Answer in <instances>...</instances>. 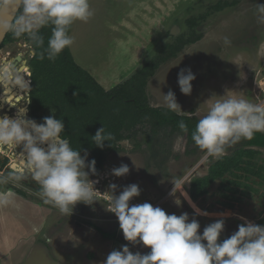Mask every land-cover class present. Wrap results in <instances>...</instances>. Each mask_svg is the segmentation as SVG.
<instances>
[{
  "label": "rangeland",
  "instance_id": "rangeland-1",
  "mask_svg": "<svg viewBox=\"0 0 264 264\" xmlns=\"http://www.w3.org/2000/svg\"><path fill=\"white\" fill-rule=\"evenodd\" d=\"M89 2L94 15L88 22L76 21L70 27L69 35L75 42L69 52L76 65L92 76L105 92L121 85L149 60L156 58L165 44L200 35L198 42L187 45L147 80L145 94L149 107L168 109L162 94L166 95L169 90L181 107L182 112L175 113L198 120L227 92L253 103L264 101V22L256 11V4H264V0H238L225 7L222 5L232 0ZM190 19L195 21L193 26L188 23ZM174 26L179 32L171 35ZM224 37L229 38L230 44L224 43ZM33 53L31 43L23 39L0 44L1 57L24 56V62L28 64ZM182 69H191L196 77L190 95L182 94L178 85V74ZM31 72L28 69L26 78L32 90ZM110 108L113 112L121 110L119 104ZM52 115L51 110L38 111L34 117L24 119L36 121L37 118L42 123L44 117ZM119 145L118 150L105 154L104 164L95 174L86 168L89 180H95L94 189L99 193L91 205L77 203L70 217L43 202L37 194L39 185L31 176L26 178L27 185L19 181L0 185L3 191L10 189L27 201L39 200L47 209L41 211L42 217L47 215L51 219L42 231L41 239L37 240L48 254L38 242L34 246L29 244L24 246V256L27 255L23 264H103L113 250H122V246H128L133 254L150 252L140 243L126 241L117 217L107 210L110 196L106 193L110 184L117 185L116 196L126 186L138 185L140 195L129 202L130 206L147 202L169 215L187 213L190 220L195 217L199 222L201 235L207 225L220 218V214H227L220 239L230 237L245 221L257 225L264 214V148L258 149L252 166L256 173L247 176L243 171H236L235 176L225 178L228 181L213 183L207 195L195 202L198 209L209 215L196 216L179 189L183 187L187 191L190 180L207 174L209 166L219 158H205L201 150L188 142L185 134L167 127L145 126L134 140H122ZM22 152L23 147H19L10 156ZM85 155L87 165L90 153L81 156ZM121 164L128 165L129 173L123 177L112 175V170ZM178 177H183V181L177 184V192L173 194V183ZM20 224V238L26 237L25 243H30V235L37 229V224ZM103 233L109 236L104 237ZM23 245L24 241L18 246ZM15 257L12 256V262Z\"/></svg>",
  "mask_w": 264,
  "mask_h": 264
},
{
  "label": "clouds",
  "instance_id": "clouds-1",
  "mask_svg": "<svg viewBox=\"0 0 264 264\" xmlns=\"http://www.w3.org/2000/svg\"><path fill=\"white\" fill-rule=\"evenodd\" d=\"M15 5L22 11L12 22L0 20V37L7 32L17 39L27 36L35 48L43 49L39 53L41 60L46 54L48 60L54 61L66 48H71L75 40L69 35L70 27L76 21L86 23L94 15L89 0H0V13ZM256 11L264 22V4H256ZM48 25L52 26L51 36L45 48L39 31ZM223 40L226 45L230 44L228 37ZM195 79L191 69L180 71L178 85L182 94H191ZM162 95L168 110L182 112L171 90ZM64 128L63 119H56L54 113L44 117L39 124L31 119L2 117L0 150L15 151L23 145L27 172L40 188L37 194L45 204L70 217L77 203L91 205L99 192L94 189V182L89 180L86 171L87 168L95 174V160L86 165V155L82 157L81 151L73 149L69 140L62 136ZM178 128L188 132L183 120L178 122ZM256 133H264V101L253 103L227 92L199 119L192 140L205 158H220L226 155L228 148L242 140H251ZM91 138L96 147L103 149L105 142L112 141L114 136L103 126ZM129 171L128 165L121 164L112 170V175L123 177ZM21 179L11 173L0 174V185ZM182 181L183 177L176 178L173 194ZM182 189L180 194L196 216H208ZM116 190V184L109 185L107 210L117 217L126 241L140 243L150 252L133 254L128 246H122V250H113L103 264H264V226L245 221L238 226V231L220 242L227 214H220V218L207 225L201 235L199 222L195 217L190 220L187 213L169 215L147 202L130 206L129 202L140 195L138 185L126 186L118 196L114 195ZM14 197L12 191H0V207L10 206ZM176 204H180L178 199Z\"/></svg>",
  "mask_w": 264,
  "mask_h": 264
},
{
  "label": "trees",
  "instance_id": "trees-1",
  "mask_svg": "<svg viewBox=\"0 0 264 264\" xmlns=\"http://www.w3.org/2000/svg\"><path fill=\"white\" fill-rule=\"evenodd\" d=\"M235 2L238 0L225 2L222 6L234 5ZM21 11L22 8H19L16 16ZM188 23L193 26L195 21L190 19ZM51 28L52 26L48 25L39 31V35L44 38L45 48L51 36ZM22 39L32 45L27 36L17 39L11 32L5 34L2 44ZM200 39V35H195L187 39L178 38L177 43L174 44H165L156 58L149 60L125 82L108 92H105L92 76L76 65L69 48H66L54 61H50L46 54L45 59H39V53L43 49L32 45L35 53L30 61L34 86L31 92L32 111L35 114L38 111L51 110L56 119H63L65 128L62 136L69 140L73 149L80 150L81 155L85 152L90 153L87 164L95 160L96 172L103 166L106 153L118 150L122 140H134L138 131L145 126L167 127L173 132L183 133L188 142L198 148L192 140V132L199 120L176 114L168 109L149 107L145 88L147 80L154 76L155 71L163 63L175 58L187 45L195 44ZM117 104L120 105L121 110L113 112L110 107ZM181 120L188 126L186 133L178 128V122ZM103 126L106 132L113 134L114 139L106 141L101 149L95 146L91 137ZM263 148L264 133H256L251 140H242L228 148L226 155L209 166L207 174L190 180L187 191L191 199L197 202L207 195L213 183L228 181L225 178L234 175L236 171H243L247 176L255 174L256 171L252 170V166L258 156V149ZM257 225L264 226V214ZM103 235L109 236L106 233ZM227 238L229 237L220 239V242Z\"/></svg>",
  "mask_w": 264,
  "mask_h": 264
},
{
  "label": "flooded vegetation",
  "instance_id": "flooded-vegetation-1",
  "mask_svg": "<svg viewBox=\"0 0 264 264\" xmlns=\"http://www.w3.org/2000/svg\"><path fill=\"white\" fill-rule=\"evenodd\" d=\"M34 54L35 53L31 56V60L34 57ZM28 69H31L30 62L28 64L27 61L24 62V56L13 58L9 56H0V118L6 116L10 119H24L28 116L34 117L36 114L32 111V90L27 81L28 79L26 78ZM21 109H23V112L20 111ZM36 121L38 124L40 123L37 118ZM19 147H23V145H20ZM13 152L14 151L0 150V172L6 175L11 173L13 175L21 176L22 179L19 180V182L27 185L29 182L26 178L30 176V174L26 171V154L23 152L18 153L16 155L18 158H16L15 155L10 156ZM12 167L18 170L23 169L24 173L14 171ZM13 187L15 188L16 186L14 185Z\"/></svg>",
  "mask_w": 264,
  "mask_h": 264
},
{
  "label": "crops",
  "instance_id": "crops-1",
  "mask_svg": "<svg viewBox=\"0 0 264 264\" xmlns=\"http://www.w3.org/2000/svg\"><path fill=\"white\" fill-rule=\"evenodd\" d=\"M0 191L3 190L0 189ZM6 191H10V189ZM13 201L14 202L8 207H0V264H23L24 257L27 255L24 256V246L26 248L29 244L31 246L37 244V240H40V237H42V231L48 227L51 220L49 216L47 217L45 212L46 216L44 218L42 217V212L47 209H45V205L39 200H37V202H31L15 195ZM23 222L29 223L28 225H30V223L34 225L37 224V229L30 235L32 236L30 243H25L26 237L20 238L21 235L18 230L21 228L20 223ZM12 234L14 235L13 238ZM23 241V247L19 248ZM38 244L45 251L44 253L48 254L47 249L40 245L39 242ZM32 249L33 248H30L29 251H32ZM13 255H16L14 262L11 261Z\"/></svg>",
  "mask_w": 264,
  "mask_h": 264
},
{
  "label": "water",
  "instance_id": "water-1",
  "mask_svg": "<svg viewBox=\"0 0 264 264\" xmlns=\"http://www.w3.org/2000/svg\"><path fill=\"white\" fill-rule=\"evenodd\" d=\"M19 8H20L19 5H15V6L9 7L8 9H5V11H8V15H7V17L5 19H2L3 13H0V20H5V21H8V22H12L14 20V18L16 17V14H17ZM178 32H179V28L177 26H174L170 33H171V35H175ZM5 34L2 37H0V44L2 43ZM12 169L14 171H20L21 173H24L23 169H19L18 170V169H15L13 167H12Z\"/></svg>",
  "mask_w": 264,
  "mask_h": 264
},
{
  "label": "bare ground",
  "instance_id": "bare-ground-1",
  "mask_svg": "<svg viewBox=\"0 0 264 264\" xmlns=\"http://www.w3.org/2000/svg\"><path fill=\"white\" fill-rule=\"evenodd\" d=\"M7 15H8V11H4L3 12V15H2V19H5L6 17H7ZM108 71V70H107ZM23 112V111H22ZM179 190H181V188L179 189ZM182 191L183 192H186L187 193V191L186 190H184V189H182ZM187 195H188V197L191 199V197L189 196V194L187 193ZM184 197V196H183ZM185 199V198H184ZM191 201L196 205V203H195V201H193L192 199H191ZM186 202L188 203V201L186 200ZM188 205H189V203H188ZM190 206V205H189ZM197 207V206H196ZM198 208V207H197Z\"/></svg>",
  "mask_w": 264,
  "mask_h": 264
},
{
  "label": "built area",
  "instance_id": "built-area-1",
  "mask_svg": "<svg viewBox=\"0 0 264 264\" xmlns=\"http://www.w3.org/2000/svg\"><path fill=\"white\" fill-rule=\"evenodd\" d=\"M263 66H264V62H263ZM261 76V75H260ZM262 78H264V76H262ZM263 85H264V83H263Z\"/></svg>",
  "mask_w": 264,
  "mask_h": 264
}]
</instances>
